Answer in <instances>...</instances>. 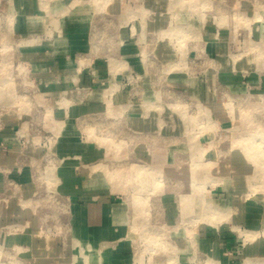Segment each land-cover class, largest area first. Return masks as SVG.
Here are the masks:
<instances>
[{
	"label": "rangeland",
	"instance_id": "1",
	"mask_svg": "<svg viewBox=\"0 0 264 264\" xmlns=\"http://www.w3.org/2000/svg\"><path fill=\"white\" fill-rule=\"evenodd\" d=\"M7 112L0 264H264V0H0ZM64 166L113 236H74Z\"/></svg>",
	"mask_w": 264,
	"mask_h": 264
},
{
	"label": "crops",
	"instance_id": "2",
	"mask_svg": "<svg viewBox=\"0 0 264 264\" xmlns=\"http://www.w3.org/2000/svg\"><path fill=\"white\" fill-rule=\"evenodd\" d=\"M138 119L137 116H134L132 122L139 129V127L143 126L139 124ZM17 124L18 122L14 113L7 112L4 114L2 128L0 129V199L5 193L6 195H10V192L7 190L8 187L5 184H9V181L12 179L11 175L16 169L18 156L20 154H32V148L26 135H23V137L25 138L27 147L21 146L20 139L17 133H15ZM60 150L65 154L68 153V150L63 147ZM60 171L65 187L62 190L63 192L71 193L72 197L70 214L74 236L88 241H97L100 237L107 239L113 236L116 233L115 228L113 230V226L117 227L123 223V208L118 207V209L113 211L106 202L95 198L98 193L96 188L99 185H97V181L89 180L81 184V189L75 190L73 185L77 184L79 188L80 183L78 179L75 181L74 178L71 181L68 179V174L72 170L64 166ZM4 173L7 175H4ZM6 179H8L7 183H5ZM14 204L15 201L10 199L0 200V217L8 219L15 215L16 209Z\"/></svg>",
	"mask_w": 264,
	"mask_h": 264
},
{
	"label": "bare ground",
	"instance_id": "3",
	"mask_svg": "<svg viewBox=\"0 0 264 264\" xmlns=\"http://www.w3.org/2000/svg\"><path fill=\"white\" fill-rule=\"evenodd\" d=\"M142 241H143V240H142ZM145 248H146V247H145ZM151 250H152V249H151ZM151 250H150V251H151ZM147 251H148V250H147ZM142 253H144V252H142Z\"/></svg>",
	"mask_w": 264,
	"mask_h": 264
}]
</instances>
